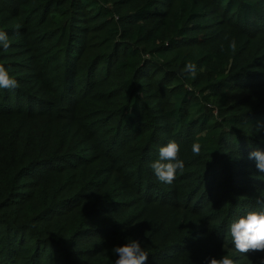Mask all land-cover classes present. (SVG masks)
<instances>
[{"label":"trees","instance_id":"16d2710c","mask_svg":"<svg viewBox=\"0 0 264 264\" xmlns=\"http://www.w3.org/2000/svg\"><path fill=\"white\" fill-rule=\"evenodd\" d=\"M263 6L0 0V31L11 41L0 64L20 85L0 88V264H113L112 249L131 240L148 252L146 264H181L187 244L158 239L153 216L163 210L173 223L203 222L199 235L235 249L230 225L264 211L256 203L264 173L248 158L264 150L254 128L264 122ZM225 25L250 36L242 55L209 41ZM188 61L195 79L182 74ZM101 77L110 80L104 92ZM55 113L68 118L64 128ZM172 141L185 168L162 185L148 163ZM139 203L152 220L137 214Z\"/></svg>","mask_w":264,"mask_h":264},{"label":"clouds","instance_id":"9594fccd","mask_svg":"<svg viewBox=\"0 0 264 264\" xmlns=\"http://www.w3.org/2000/svg\"><path fill=\"white\" fill-rule=\"evenodd\" d=\"M19 27V26H17ZM11 47V41L6 32L0 31V48L7 52ZM230 47L235 50L236 42L233 40ZM197 64L188 61L182 69V74L189 75L192 79L197 76ZM204 71L203 67L199 68ZM20 85L12 77L9 71L0 64V88L15 89ZM258 135L264 132V122H258L255 126ZM264 139V137H261ZM201 144L193 143L192 152L199 156L201 153ZM250 160L256 161V168L264 173V150L259 148L249 153ZM151 168L161 183L172 184L176 178L177 171L183 173L185 163L180 158V145L175 141L169 142L166 146L159 149V159L151 163ZM257 204H264V193L257 198ZM230 233L235 250L241 255L246 256L250 252L264 253V211H250L245 216L230 225ZM112 254L117 258L113 264H146L149 254L137 240H131L123 246H116L112 249ZM209 264H236V261L227 255L220 259L211 258ZM258 264H264V257L260 258Z\"/></svg>","mask_w":264,"mask_h":264},{"label":"rangeland","instance_id":"374dc122","mask_svg":"<svg viewBox=\"0 0 264 264\" xmlns=\"http://www.w3.org/2000/svg\"><path fill=\"white\" fill-rule=\"evenodd\" d=\"M208 37H209V41L212 43L231 44V42L234 40L236 42V48L240 49L241 55L246 50L247 46L253 44L251 40H248V38L250 37L249 35H245L242 32H240V30L232 28V26H226V25L213 30L212 32L209 33ZM101 78L102 79L98 81V84L100 86L98 91L104 92L107 89H103V88L107 85V82L110 80L105 77H101ZM259 93L257 99L263 100L262 97H264V90H260ZM114 103L117 104V101H114ZM55 115H60L61 117H63V120L61 121L59 127L64 128L67 125L65 123L68 118H64L65 116H62L61 113H55ZM156 148L160 149L158 145L156 146ZM152 162L148 163L149 164L148 173L151 175V178L154 181L163 185V183H161L157 179L151 168ZM135 189L136 187L129 189L128 194L130 195V197L138 198L139 196L134 194ZM140 190L142 191V188ZM138 205L140 207L137 211V214L140 213V216L144 218L146 217V215L148 216L150 215V218L152 220V213L146 211L144 204L143 206H141V203H139ZM173 214L174 212L172 211L163 210L159 214L158 212H156V214L153 217L154 220H158L160 222L161 225L160 230H162V232L158 236V239L163 244H166L173 239H179L180 241H184L187 244L186 247H189L188 251L183 256L184 261H181V264H209L211 258L220 259L222 256L225 255L236 261V264H258L259 259L264 257V253L261 252H250L246 256H244L231 247H225L221 244L217 245L210 238H208L207 234L199 235L203 233L207 228L206 224H204L203 222H195V219L191 216H189V222L183 221L180 223H173L170 220L174 217ZM164 215H167L168 219H164L162 217L158 219L159 216H164ZM167 221H168V225L165 226ZM149 229L151 233L158 232V231L156 232L153 228H149ZM156 230H158V225L156 226ZM202 241H205V244L208 249L206 253L202 251L203 255L199 254L198 252L199 250L198 243L200 242L202 243ZM167 264H178V263L172 261Z\"/></svg>","mask_w":264,"mask_h":264}]
</instances>
